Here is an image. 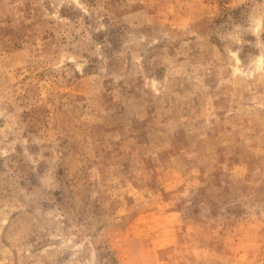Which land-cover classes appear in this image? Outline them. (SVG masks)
Returning <instances> with one entry per match:
<instances>
[{
    "label": "rangeland",
    "instance_id": "rangeland-1",
    "mask_svg": "<svg viewBox=\"0 0 264 264\" xmlns=\"http://www.w3.org/2000/svg\"><path fill=\"white\" fill-rule=\"evenodd\" d=\"M0 264H264V0H0Z\"/></svg>",
    "mask_w": 264,
    "mask_h": 264
}]
</instances>
